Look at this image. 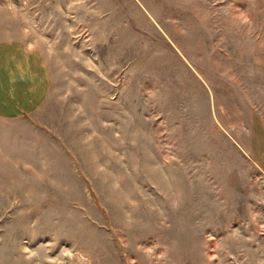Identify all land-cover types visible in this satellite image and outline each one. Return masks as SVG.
I'll return each instance as SVG.
<instances>
[{
  "label": "rangeland",
  "instance_id": "obj_1",
  "mask_svg": "<svg viewBox=\"0 0 264 264\" xmlns=\"http://www.w3.org/2000/svg\"><path fill=\"white\" fill-rule=\"evenodd\" d=\"M6 39L72 160L0 264H264V0H0Z\"/></svg>",
  "mask_w": 264,
  "mask_h": 264
},
{
  "label": "crops",
  "instance_id": "obj_2",
  "mask_svg": "<svg viewBox=\"0 0 264 264\" xmlns=\"http://www.w3.org/2000/svg\"><path fill=\"white\" fill-rule=\"evenodd\" d=\"M52 85L42 53L18 39L0 41V249L5 248L8 259L18 247L40 244L33 238L25 242L27 224L18 235L13 220L40 214L43 175L54 181L60 157L72 160L61 142V111L49 106ZM68 169L72 173L75 165ZM47 202L53 203L50 198Z\"/></svg>",
  "mask_w": 264,
  "mask_h": 264
}]
</instances>
